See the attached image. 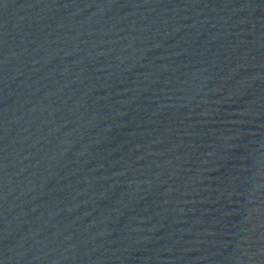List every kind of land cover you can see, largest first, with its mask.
I'll return each instance as SVG.
<instances>
[{
  "label": "water",
  "instance_id": "obj_1",
  "mask_svg": "<svg viewBox=\"0 0 264 264\" xmlns=\"http://www.w3.org/2000/svg\"><path fill=\"white\" fill-rule=\"evenodd\" d=\"M0 264H264V0H0Z\"/></svg>",
  "mask_w": 264,
  "mask_h": 264
}]
</instances>
